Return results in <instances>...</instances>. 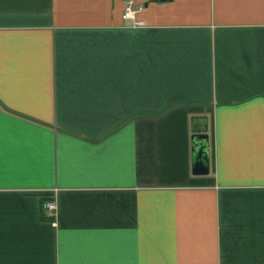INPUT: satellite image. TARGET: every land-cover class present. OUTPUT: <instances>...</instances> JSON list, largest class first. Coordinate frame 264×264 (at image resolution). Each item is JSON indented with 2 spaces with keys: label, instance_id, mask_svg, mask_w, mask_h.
Segmentation results:
<instances>
[{
  "label": "crops",
  "instance_id": "0c3cea01",
  "mask_svg": "<svg viewBox=\"0 0 264 264\" xmlns=\"http://www.w3.org/2000/svg\"><path fill=\"white\" fill-rule=\"evenodd\" d=\"M0 264H264V0H0Z\"/></svg>",
  "mask_w": 264,
  "mask_h": 264
},
{
  "label": "water",
  "instance_id": "95a60500",
  "mask_svg": "<svg viewBox=\"0 0 264 264\" xmlns=\"http://www.w3.org/2000/svg\"><path fill=\"white\" fill-rule=\"evenodd\" d=\"M192 136L193 152L195 154V163L193 172L195 174L209 173V135L207 126L203 129L196 128Z\"/></svg>",
  "mask_w": 264,
  "mask_h": 264
},
{
  "label": "built area",
  "instance_id": "2783aa9c",
  "mask_svg": "<svg viewBox=\"0 0 264 264\" xmlns=\"http://www.w3.org/2000/svg\"><path fill=\"white\" fill-rule=\"evenodd\" d=\"M136 11L133 8V2L132 1H128L126 3V8H125V14L124 17L126 19L129 20H135V15H136ZM46 210H47V215L51 218H56L57 214H58V207L55 201H50L46 204ZM54 225H56L57 223H53Z\"/></svg>",
  "mask_w": 264,
  "mask_h": 264
}]
</instances>
